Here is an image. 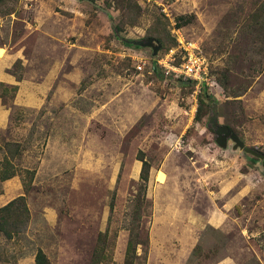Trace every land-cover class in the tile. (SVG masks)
<instances>
[{
    "label": "rangeland",
    "instance_id": "obj_1",
    "mask_svg": "<svg viewBox=\"0 0 264 264\" xmlns=\"http://www.w3.org/2000/svg\"><path fill=\"white\" fill-rule=\"evenodd\" d=\"M137 2L133 26L123 19L122 0L0 4V83L10 74L25 87L18 106L17 92L0 86V105L9 112L0 146L17 143L12 163L20 179L14 193L0 182V207L18 192L29 210L24 231L0 236V264L28 261L38 249L52 264H123L127 228L141 203L136 233L146 244L137 248V264L183 257L185 264H213L224 255L264 264L261 163L232 151L231 141L218 147L208 125L213 102L204 99L196 120L201 86L165 77L150 48L129 43L148 38L153 26L175 41L156 59L177 49L180 35L196 43L216 83L206 91L218 100L219 123L233 125L246 146L264 154V29L254 25L255 18L264 22V0ZM121 22L127 24L115 33ZM219 80L243 94L233 98ZM140 153L151 166L145 190ZM220 185L229 188L218 195ZM223 203L224 232L205 227L190 252L182 234H194L197 214Z\"/></svg>",
    "mask_w": 264,
    "mask_h": 264
},
{
    "label": "trees",
    "instance_id": "obj_2",
    "mask_svg": "<svg viewBox=\"0 0 264 264\" xmlns=\"http://www.w3.org/2000/svg\"><path fill=\"white\" fill-rule=\"evenodd\" d=\"M137 1L138 0H122V3H120L121 10L123 12V19L124 21H127V19H129L130 21L128 22L131 26L135 25L134 23H136L138 18L140 17V7ZM2 3H3V0H0V4ZM261 8L264 11V5H262ZM255 16L256 15H254L251 18H254ZM183 21H184L183 19H179V24L182 23L183 25L184 23H186L185 21L184 22ZM126 24L127 22L125 24H122L121 22L119 26H116L114 28L115 33L122 31V28ZM254 25H262V28L264 29V22L262 24H259V21H257V18H255ZM263 35H264V31H263ZM147 36L148 38H154L155 40H157L165 51H168L170 48L175 46L174 39H171V40L168 39L169 34L165 31V27H163V29L162 28L160 29L157 27L155 28L154 26L150 27L147 33ZM129 43L133 45V41H129ZM252 43H254L253 40H252ZM178 59H179V62H177L176 64H179L181 62V59L180 58ZM154 69H155L154 74L158 78H161L160 77L161 75L159 74V71L157 70V68H154ZM16 80L20 81V78ZM180 80H181V83L186 87L193 85V81L191 80H182V79ZM219 84L226 90L229 89L228 87L226 88V85H224V83L221 80H219ZM0 86L4 87L8 85L0 83ZM9 86L11 87L10 89L12 92L14 93L17 92L18 90L17 86H12V85H9ZM206 90L207 88H201L200 92L197 95L198 108L196 112V120L198 121L201 119V113L203 112V109H204V105H205L204 99H207L211 103L214 101V99H212L213 97L210 96ZM229 90L233 98L239 97L244 92L242 90H238L236 92L231 91L232 89H229ZM225 97H230V95H226ZM225 125L233 133L237 135V133L235 132V129L233 128V125H230L227 123ZM0 151L4 152V157L2 158V160H0V182H4L6 180L13 178L16 175L15 166L12 163V159H15L16 157L15 153L18 154L17 152L19 151H18L17 143L13 145H10L7 143L3 146H0ZM253 160L257 161L256 159H253ZM138 161L141 162L139 181L141 183V186L145 190L146 184L148 183V180H149V171H150L151 166L149 162L144 158L142 153H140ZM144 208L146 209V207ZM112 209H113V204H111L110 206V210ZM136 210H138L136 221L133 223L132 227L130 226L127 228L129 232V238L126 243V251H125V257H124L123 264H137L138 261L140 260L139 258L140 255L137 254V248L138 246H143L146 244L145 241H142L140 239V235L136 233L139 228L138 222L142 219V215L139 214L140 212L143 211L142 203L136 206ZM28 222H29V210L26 205L25 195H20L14 198L13 200H11L10 202H8L3 207H0V236L4 237L6 240H11L14 235L18 234L19 232L24 231L28 225ZM261 239L264 242V233L261 235ZM198 245L199 244H197L194 247L193 252L195 251L196 247H198ZM214 252L216 251L213 250L211 253H214ZM209 257L210 255L208 253L205 256V259H208ZM224 257L225 255L219 258L216 257L215 262H218ZM34 263L35 264H52L50 260L48 259V257L46 256V254L40 249L36 251V254L34 256Z\"/></svg>",
    "mask_w": 264,
    "mask_h": 264
},
{
    "label": "crops",
    "instance_id": "obj_3",
    "mask_svg": "<svg viewBox=\"0 0 264 264\" xmlns=\"http://www.w3.org/2000/svg\"><path fill=\"white\" fill-rule=\"evenodd\" d=\"M0 51L3 52L2 49H0ZM0 57H2V55H0ZM4 60H5V55H4L3 59H0V63H3ZM4 83L7 84V85H12V86H17L18 87L16 96H15V105H18V106L24 105V104L21 103V93H22V91L25 88L24 85H23L24 83L20 84L10 74H5ZM38 88H39L38 86L34 87V89H36V90H39ZM8 114H9L8 110L0 105V130H5L7 128V125H8ZM4 182H6V186L7 185L11 186L9 188V191L13 192V193L16 191V189L20 185V179H19L18 176H14L13 178H11L9 180H6ZM228 188H229L228 186L225 187L226 190H228ZM219 189L220 190L218 192H216V194L221 195L222 190L225 191V189L223 187H221V185H220ZM6 195H9V194H6ZM18 196H20V194H18V192H17L14 195V198H16ZM214 205L215 206H214L213 210L210 212V214L208 216L200 215V214L198 215L197 214V219H196L197 222H195V224H196V226L198 224H200V227L197 226L195 228L194 234H192V233L188 234V235H187V233L182 234L181 240H182V242H185V245H187V244L190 245V247H188L190 252L193 251L194 247L197 244H200L202 231L204 230L205 227H210V228H213L214 230H220L221 232H224V228L226 226L227 217H228V215H227L228 213L226 211L227 210L226 208H227L228 205H227V203H223V204H220V205L214 204ZM182 225H183V228L186 227V224H182ZM191 228H193V227H191ZM196 229H197V231H196ZM31 257L32 258H30V260L28 259V261H25V262H24V260H21L19 264H33L34 263L33 254H32ZM184 261L186 262L185 257H183L182 259L181 258L180 259L177 258L176 264H185ZM213 264H236V263H235V260L232 257L227 255L224 258H222L221 260H219L218 262H214Z\"/></svg>",
    "mask_w": 264,
    "mask_h": 264
},
{
    "label": "built area",
    "instance_id": "obj_4",
    "mask_svg": "<svg viewBox=\"0 0 264 264\" xmlns=\"http://www.w3.org/2000/svg\"><path fill=\"white\" fill-rule=\"evenodd\" d=\"M177 42V49L169 51L164 58L156 59L157 57H155L153 59L156 66L163 69L165 77L191 80L201 88L215 87V81L209 77L208 61L201 53L199 46L193 41L185 39L183 35H180ZM177 53L181 59L179 64H175Z\"/></svg>",
    "mask_w": 264,
    "mask_h": 264
},
{
    "label": "water",
    "instance_id": "obj_5",
    "mask_svg": "<svg viewBox=\"0 0 264 264\" xmlns=\"http://www.w3.org/2000/svg\"><path fill=\"white\" fill-rule=\"evenodd\" d=\"M133 48H150L152 51V57L157 56L158 51L161 48L160 43L154 38H146L141 41H135L132 45ZM218 100L213 101V106L211 109V117L208 120V125L214 130L215 143L221 149H226L228 146V141L232 142V151H240L250 157L256 159L261 163V168L264 172V154L256 151L255 149L246 146L240 138L233 133L226 125L220 124L218 121L216 113V105Z\"/></svg>",
    "mask_w": 264,
    "mask_h": 264
},
{
    "label": "bare ground",
    "instance_id": "obj_6",
    "mask_svg": "<svg viewBox=\"0 0 264 264\" xmlns=\"http://www.w3.org/2000/svg\"><path fill=\"white\" fill-rule=\"evenodd\" d=\"M158 178H159V180H161V178H162V177H161V176H159Z\"/></svg>",
    "mask_w": 264,
    "mask_h": 264
}]
</instances>
